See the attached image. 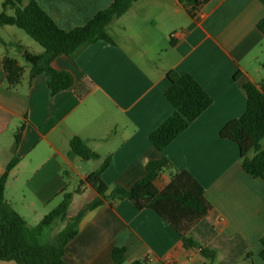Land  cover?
<instances>
[{"label":"crops","instance_id":"1","mask_svg":"<svg viewBox=\"0 0 264 264\" xmlns=\"http://www.w3.org/2000/svg\"><path fill=\"white\" fill-rule=\"evenodd\" d=\"M113 2L39 0L64 30L86 24ZM263 18L264 0H209L196 17L179 0H138L109 25L115 44L98 41L74 58L61 55L52 62L74 79L72 88L52 97L47 77L40 74L30 82L28 67L22 83L9 89L0 49V178L18 159L6 184L7 201L26 220L17 203L30 213L55 207L52 212L68 193L72 217L96 196L89 187L71 190L72 176L83 180L109 159L102 179L110 193L116 186L132 187L145 176L149 161L165 157L171 165L155 181L157 189L185 170L205 190L211 210L190 235L216 252L212 264H264V181L246 173L237 145L220 137L222 128L246 109L235 76L241 73L264 88V36L258 29ZM169 71L191 75L213 102L158 152L149 137L174 110L165 96ZM74 137L99 155L89 160L95 165H83L71 153ZM84 166L91 172L79 174ZM115 247L126 248L124 264L145 258L149 264L150 259L154 264H208L198 250L185 249L177 232L154 211L137 210L128 199L89 212L65 260L114 264ZM248 253L252 259L245 261Z\"/></svg>","mask_w":264,"mask_h":264},{"label":"trees","instance_id":"2","mask_svg":"<svg viewBox=\"0 0 264 264\" xmlns=\"http://www.w3.org/2000/svg\"><path fill=\"white\" fill-rule=\"evenodd\" d=\"M138 0H114L107 8L99 11L90 21L71 30L60 28L43 10L39 0H5L0 14V27L15 26L24 30L42 48L41 53L31 52L20 43L15 48L26 63L22 66L8 51L3 52L2 68L5 83L9 89H16L23 81L26 67L30 69L29 81L38 75L47 77L49 95L73 87V76L66 71H57L52 62L59 56L74 58L85 47L98 41L115 44L108 32V27L115 18L125 15ZM185 10L196 17L201 7L209 0H179ZM13 11V15L8 12ZM264 36V18L258 24ZM6 49H9L6 45ZM167 78L170 87L165 96L173 106V113L150 134V142L158 151L163 152L167 146L183 133L212 104V98L200 84L188 74L181 75L169 71ZM235 81L246 96V109L237 119L228 122L220 131V137L234 142L239 150L243 170L254 178L264 181V88L252 83L245 75L239 73ZM21 137V131L17 139ZM71 153L84 161L97 160L87 143L74 137ZM107 159L95 172L79 183L96 192L95 198L72 217L68 216L72 195L65 193L63 202L35 227L18 214L5 198V188L10 172L18 159H13L0 178V263L13 261L16 264H70L65 260L68 244L78 235L79 225L91 211L106 203L128 199L137 210H152L180 236L185 249H196L212 264L216 259L214 250L202 247L191 237V230L211 210L205 197L203 186L188 171H179L170 183L159 190L155 181L171 165L162 157L151 160L146 165L145 176L130 188L116 186L112 192L102 179V173L109 165ZM264 217V211L262 212ZM56 221L65 222L64 228L48 242H43L45 232ZM260 257L264 260V235L260 239ZM126 248L115 247L112 250L114 264L125 263ZM245 261L252 259V254L245 256ZM131 264H149L148 259L137 260Z\"/></svg>","mask_w":264,"mask_h":264},{"label":"rangeland","instance_id":"3","mask_svg":"<svg viewBox=\"0 0 264 264\" xmlns=\"http://www.w3.org/2000/svg\"><path fill=\"white\" fill-rule=\"evenodd\" d=\"M4 1L5 0H0V14L3 12V2ZM8 14L13 15V11H9ZM17 43H20L24 47L28 48L31 52L41 53L43 51V48L37 42H35L24 30L19 29L15 26H6L2 28L0 27V49L3 52L7 50L8 54L11 57L16 58L22 66H26V63L20 57V55L18 54L15 48V45ZM6 45H8L9 49H6ZM79 161L80 163H84L83 165H95L96 163L95 161H89V162H86L83 160H79ZM91 170L92 169L90 166H84V167H81V169H79V174H82L85 171L91 172ZM80 181H81L80 175L72 176L70 178V182H71L70 189L71 190L76 189ZM15 206L18 212H21L24 214V217L26 218L28 225L30 227L37 226L44 219V217L47 216L53 208H55V207H52V209H50L49 211H46V213L35 214L34 212L30 213L28 211H24L23 207L18 203ZM64 226H65V223L56 222L52 226L51 229L45 232L44 236L42 237V241L48 242L51 239H53Z\"/></svg>","mask_w":264,"mask_h":264},{"label":"built area","instance_id":"4","mask_svg":"<svg viewBox=\"0 0 264 264\" xmlns=\"http://www.w3.org/2000/svg\"><path fill=\"white\" fill-rule=\"evenodd\" d=\"M86 189H87V186L86 185H83L82 187H80V191H85ZM149 261H150V264H154L155 263V260L154 259H150Z\"/></svg>","mask_w":264,"mask_h":264}]
</instances>
